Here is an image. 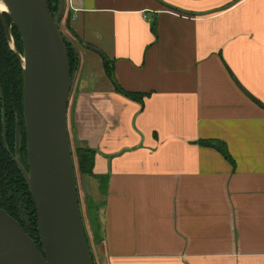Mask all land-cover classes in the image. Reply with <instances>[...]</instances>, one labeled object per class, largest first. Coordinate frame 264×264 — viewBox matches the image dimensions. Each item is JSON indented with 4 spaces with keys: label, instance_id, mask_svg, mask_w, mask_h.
<instances>
[{
    "label": "crops",
    "instance_id": "0c3cea01",
    "mask_svg": "<svg viewBox=\"0 0 264 264\" xmlns=\"http://www.w3.org/2000/svg\"><path fill=\"white\" fill-rule=\"evenodd\" d=\"M63 15L82 46L68 113L95 152L75 171L95 263L264 264V0H67Z\"/></svg>",
    "mask_w": 264,
    "mask_h": 264
},
{
    "label": "water",
    "instance_id": "95a60500",
    "mask_svg": "<svg viewBox=\"0 0 264 264\" xmlns=\"http://www.w3.org/2000/svg\"><path fill=\"white\" fill-rule=\"evenodd\" d=\"M0 1L6 8L5 12H0V20L8 43L11 44L12 37L4 14L18 30L22 43V54L14 45L11 50L22 67L28 171L19 162L18 128L12 159L31 194L41 245L40 251L21 225L0 208V264H93L68 133V105L74 73L58 27L65 0H57L54 15L47 0ZM87 48L102 56L99 51ZM0 95L2 138L7 149L1 86Z\"/></svg>",
    "mask_w": 264,
    "mask_h": 264
},
{
    "label": "trees",
    "instance_id": "16d2710c",
    "mask_svg": "<svg viewBox=\"0 0 264 264\" xmlns=\"http://www.w3.org/2000/svg\"><path fill=\"white\" fill-rule=\"evenodd\" d=\"M50 12L54 15L57 12V0H47ZM4 19L11 28L15 38V48L22 52V43L18 30L11 24L10 19L4 14ZM70 19V18H69ZM69 19L67 22H69ZM68 25V23H67ZM70 30V28L68 27ZM64 39V38H63ZM68 58L72 73L79 66V56L76 50L66 41ZM104 70L106 75L116 86L117 92L129 100L142 104L145 95L140 93L126 92L121 89L113 77V64L104 58ZM0 86L3 91L5 110H6V130L4 148L2 138V110L3 104L0 95V208L9 216L15 219L29 237L35 241L39 250L41 245L36 223L35 206L29 192L27 183L17 168L12 156L15 155V131L16 125H21L23 120V75L22 67L14 52L8 47L5 33L0 20ZM262 106V105H261ZM264 108V106H262ZM17 123V124H16ZM25 127L20 131V153L19 162L28 171L26 157V132ZM22 139V140H21ZM206 146L217 149L226 156L224 147L216 142H204ZM77 167L81 176L91 175L93 173L95 152L88 147L76 145ZM87 237V235H86ZM88 241V238H87ZM89 244V243H88ZM92 261L95 264L93 255Z\"/></svg>",
    "mask_w": 264,
    "mask_h": 264
},
{
    "label": "rangeland",
    "instance_id": "374dc122",
    "mask_svg": "<svg viewBox=\"0 0 264 264\" xmlns=\"http://www.w3.org/2000/svg\"><path fill=\"white\" fill-rule=\"evenodd\" d=\"M65 1H67V0H65ZM67 21H68L67 17L65 15H63L62 18L59 19L58 27H59L60 33H61L62 37L64 38V40H66L77 52V48L78 49L82 48V46H80V43L77 41L76 38L73 37V35L71 34V31H69L68 27H70V26H69V22H67ZM67 23H68V25H67ZM10 34L12 37V42L10 44L7 41V43H8V47L11 49L13 45L15 47V38H14V35L11 31V28H10ZM16 50L22 54V52H20L18 49H16ZM78 70L79 69L77 68V70L74 72L73 79L74 78L77 79L76 76H78ZM69 100L71 101V96H70ZM23 120H24V118H23ZM22 127H25V123L23 121L21 123V128ZM68 133H69V141H70L71 153H72V158H73V163H74V172H75L76 169H78V167H77V156H76V145H77V143H76L77 142V134L76 133H77V131H76V125H75V121H74V117H73L72 112L70 114L68 113ZM25 160H26V157H25ZM90 249H91V247H90ZM91 253H92V251H91ZM93 259H94V256H93ZM94 262H95V259H94Z\"/></svg>",
    "mask_w": 264,
    "mask_h": 264
},
{
    "label": "bare ground",
    "instance_id": "6f19581e",
    "mask_svg": "<svg viewBox=\"0 0 264 264\" xmlns=\"http://www.w3.org/2000/svg\"><path fill=\"white\" fill-rule=\"evenodd\" d=\"M6 8L5 6L2 4V2L0 1V12H5Z\"/></svg>",
    "mask_w": 264,
    "mask_h": 264
},
{
    "label": "flooded vegetation",
    "instance_id": "af4514ba",
    "mask_svg": "<svg viewBox=\"0 0 264 264\" xmlns=\"http://www.w3.org/2000/svg\"><path fill=\"white\" fill-rule=\"evenodd\" d=\"M17 124V123H16ZM16 128H18V131L19 130H21L22 131V129H21V125H16ZM25 132H26V129H25ZM19 133H20V131H19ZM15 137H16V131H15ZM22 140V139H21ZM26 161H27V157H26ZM27 164H28V162H27Z\"/></svg>",
    "mask_w": 264,
    "mask_h": 264
}]
</instances>
